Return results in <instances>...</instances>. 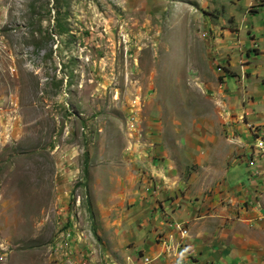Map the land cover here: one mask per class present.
Returning <instances> with one entry per match:
<instances>
[{
	"label": "rangeland",
	"instance_id": "374dc122",
	"mask_svg": "<svg viewBox=\"0 0 264 264\" xmlns=\"http://www.w3.org/2000/svg\"><path fill=\"white\" fill-rule=\"evenodd\" d=\"M258 139L264 0H0V264H264Z\"/></svg>",
	"mask_w": 264,
	"mask_h": 264
},
{
	"label": "built area",
	"instance_id": "2783aa9c",
	"mask_svg": "<svg viewBox=\"0 0 264 264\" xmlns=\"http://www.w3.org/2000/svg\"><path fill=\"white\" fill-rule=\"evenodd\" d=\"M254 163H252L254 166L257 167V165H263L264 166V139H258L255 143L254 148Z\"/></svg>",
	"mask_w": 264,
	"mask_h": 264
},
{
	"label": "trees",
	"instance_id": "16d2710c",
	"mask_svg": "<svg viewBox=\"0 0 264 264\" xmlns=\"http://www.w3.org/2000/svg\"><path fill=\"white\" fill-rule=\"evenodd\" d=\"M62 29H63V26H60ZM88 169H89V167H88V162H87V166H86V171H87V173H88Z\"/></svg>",
	"mask_w": 264,
	"mask_h": 264
},
{
	"label": "clouds",
	"instance_id": "9594fccd",
	"mask_svg": "<svg viewBox=\"0 0 264 264\" xmlns=\"http://www.w3.org/2000/svg\"><path fill=\"white\" fill-rule=\"evenodd\" d=\"M184 227H185V226H184ZM182 232L187 233L188 231H187L186 228H183Z\"/></svg>",
	"mask_w": 264,
	"mask_h": 264
}]
</instances>
